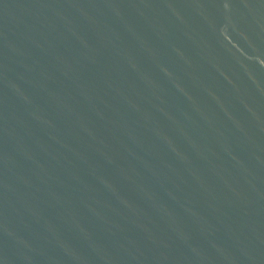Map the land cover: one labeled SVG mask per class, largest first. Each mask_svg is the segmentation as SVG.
I'll return each mask as SVG.
<instances>
[{
    "label": "water",
    "instance_id": "1",
    "mask_svg": "<svg viewBox=\"0 0 264 264\" xmlns=\"http://www.w3.org/2000/svg\"><path fill=\"white\" fill-rule=\"evenodd\" d=\"M0 264H264V0H0Z\"/></svg>",
    "mask_w": 264,
    "mask_h": 264
}]
</instances>
